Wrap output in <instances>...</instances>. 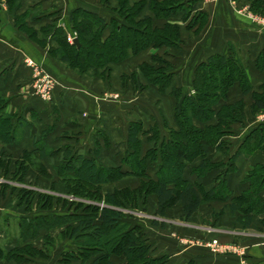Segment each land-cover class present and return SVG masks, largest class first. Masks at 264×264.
<instances>
[{"label":"trees","instance_id":"trees-1","mask_svg":"<svg viewBox=\"0 0 264 264\" xmlns=\"http://www.w3.org/2000/svg\"><path fill=\"white\" fill-rule=\"evenodd\" d=\"M22 1L6 0L8 13L14 16L15 26L19 30L21 27L18 21L27 18L24 17V13H17ZM117 3L116 14L109 22L93 10L76 8L70 12L67 24L72 32H76L79 45L70 44L64 28L57 27L55 22L38 29L43 36L50 34L57 43V47L48 48L49 55L69 68L86 74L88 69L98 71L103 66L139 53L151 44L167 46L177 44L175 39L178 37L177 25L167 22L159 27L153 26V21L154 17L169 19L179 11L186 12L185 9L188 10V7L181 1L139 0L131 4L129 0H117ZM33 7L31 9H34ZM250 7L253 10H262L264 0H251ZM145 8L153 11V17L138 15ZM31 14L33 21L44 17L42 11L32 13L31 10ZM24 22H21V26L29 28L27 21ZM38 30L33 28V32L28 36L35 38ZM106 30L108 34L104 37ZM235 55L234 51L227 56L212 55L197 66L193 87L197 90L198 96L181 94V101L186 102L188 106L181 109L176 107L175 116L178 114L181 117L179 129L172 130L171 136L166 140L153 141V145L144 156H139L140 140L136 134L143 129L139 121L130 124L125 154L118 163L108 169L98 164L92 155L73 152L71 154L67 151L60 171L61 178L64 184L70 186V189L77 194L84 193L82 187L85 183L101 185L125 176L141 177L140 184L135 188L123 187L107 193L103 196L104 205H88L89 207H83L84 211L79 213H63L51 217L40 215L38 218L22 217L19 221L21 235L25 236L22 237L24 239L22 242L34 237L38 228L66 225L67 229H71V234L80 240L78 249L64 253L69 259H80L82 264L88 260H90L88 264H166L168 260L165 257L153 258L148 255L149 244L144 231L140 228L142 226L129 225V222L124 221L120 208L140 206L146 209L149 197L155 195V214L164 216L167 209L180 204L182 218L188 220L204 202L226 201L230 198L229 190L219 176L210 190H205L199 178L218 166L213 164L209 157L208 147L215 150L225 148L223 137L230 134V123L244 121L242 101L223 104L217 111V121L207 124L204 129L188 128L185 123L190 124V118L193 116L198 119H209L214 112L212 107L217 103L218 98H226L229 85L236 81L241 84L242 93L248 94L252 86L241 63L232 60ZM149 66L147 63L141 66L146 80L157 83L161 90L170 87L171 73L165 70L169 66L153 70ZM148 69L155 72L158 81L150 76ZM172 92L177 95L176 88H172ZM5 104H0L1 112ZM251 106L254 112L264 111V95H256ZM1 112L0 141L12 143L16 137L13 132L15 118ZM263 130L258 126L250 136L254 135L258 141L264 136ZM27 151L25 156L33 152ZM192 162L194 165L187 172L188 165ZM195 162L199 163L195 164ZM23 164L21 163L19 168H23ZM259 173L261 170L256 167L249 173L250 186L246 192L232 199L233 210L239 209L243 213L250 214L264 211V197L260 195L264 186ZM190 174H196V180L191 181L188 178ZM75 203L82 207L81 203ZM28 231L30 234L27 233ZM22 242L18 249L11 250L5 255L0 249V257L21 263L27 261L29 255L32 257L41 255L42 252L30 243L22 244Z\"/></svg>","mask_w":264,"mask_h":264},{"label":"crops","instance_id":"crops-1","mask_svg":"<svg viewBox=\"0 0 264 264\" xmlns=\"http://www.w3.org/2000/svg\"><path fill=\"white\" fill-rule=\"evenodd\" d=\"M50 1L51 3L49 0H23L17 13L21 14L29 7L39 4L43 9L44 17L33 21L31 20L32 14H30L27 22L30 27L40 29L52 22H55L57 27H63V24L67 23L70 12L76 8L93 10L106 22H109L115 16V12L111 8L117 6L116 0H111L109 4H103L101 0ZM129 1L133 4L138 0ZM180 1L187 2L188 10L186 12L179 11L169 20L179 25L181 38L185 40L183 49L186 50H183L182 53L189 55L183 58L186 60L187 67L193 66L192 70H194L200 62L207 60L212 55L227 56L231 53L229 49V45H231L252 82L264 83V71L258 68L262 63L264 65V29L260 30L254 27L244 15H235L227 0ZM0 6V96L8 97L9 93L13 91L7 102L6 110L17 116L14 119L13 131L16 137L10 148L14 151L20 150V152L23 150L33 151V155L40 156L44 161L49 159V163L54 165L62 160L67 151H70L69 147H74L78 154H89L83 141L90 133V135L95 134L96 122L100 123L103 118L111 121L117 120L114 123V128L109 130L112 137L114 135L125 137L123 134L127 132L126 121L131 122L134 117L129 116L134 109V99L129 98L119 106L116 103L103 102L100 95V80L99 86L95 83L92 85L86 80L83 81L82 78L77 76L75 78L63 73L60 68L64 69L63 64L52 59L47 53L48 47H57V43L47 37V46L44 49L33 38L15 26V18L7 13L3 0H0ZM143 10L145 11L141 13L140 17L150 15L148 8ZM193 17L197 20L201 17L208 18L204 27L200 28L199 34L194 33L198 25L186 29V25L192 21ZM164 22L166 20H159L160 25ZM107 34L108 30L104 32V37ZM200 42L204 43L200 44ZM149 53L150 49L141 53L140 63L148 57L146 54ZM176 54L177 50L172 55ZM144 55L146 56L144 57ZM27 60L33 61L37 67L44 63L56 71V74L61 75L60 77L64 76L63 81L58 79L50 99H42L34 93L31 84L34 79V76H31L33 67L29 66ZM140 78L144 81L142 77ZM97 86L98 88L95 90ZM229 93V97H235V95L243 96L244 99L247 97L239 90ZM159 96L157 94L155 98L159 99ZM138 108L141 109L136 110L141 113L138 118H143L142 114L145 111L141 106ZM143 115L148 117L150 114L147 115L145 112ZM17 118H19L18 122ZM118 119L121 120V128L117 127ZM246 123L231 127L230 134L223 137L225 141L223 154H217L215 149L208 147L207 152L211 160L220 163L199 178L205 190H210L215 185V179L219 176L225 182L230 198L226 201L204 202L188 220L182 218V208L180 204H177L167 209L164 220L176 224L171 225V231L177 236V245H181V242L188 239L194 242L198 240L202 243L216 241L223 245H238L244 251L243 258L247 264H264V211L250 214L243 213L239 209L233 210L231 207L232 199L248 190L250 186L249 173L253 168L261 170L259 174L264 186V152L261 151L264 145L258 142L254 135L250 136L258 126L264 129V120L254 124ZM143 128L147 127L144 125ZM122 129L124 130L122 131ZM151 145L150 143L147 149ZM85 150L86 152H84ZM54 155L62 156L59 160L57 159L58 161L52 162ZM198 163L195 162V164ZM192 165L189 166L187 172ZM149 173L152 174L151 171ZM188 178L194 181L197 175L190 174ZM260 195L264 197V189ZM149 198L153 204L152 210L155 211L156 196L151 195ZM150 228H144L147 240L150 239V230L152 229ZM162 230L167 233L165 231L168 229ZM154 233L158 234L157 231ZM154 240L151 241L156 248L158 243L156 244ZM201 242L191 245L187 249L177 247V256L180 258L178 264H240L242 259L240 255L234 253L215 254L204 247ZM160 250L164 252L166 248L162 247ZM112 259L117 260L115 257ZM58 261L61 262L59 259ZM58 261L56 260L54 264H59Z\"/></svg>","mask_w":264,"mask_h":264},{"label":"rangeland","instance_id":"rangeland-1","mask_svg":"<svg viewBox=\"0 0 264 264\" xmlns=\"http://www.w3.org/2000/svg\"><path fill=\"white\" fill-rule=\"evenodd\" d=\"M3 1L6 4V0ZM110 1L111 0H101L103 4H109ZM227 1L230 2L231 11L235 15H244L245 18L250 20L254 27H257L260 30L264 29V7H262V10L251 9V0ZM49 3H51L50 0ZM182 3L184 6H187V2ZM117 7L118 3L117 6L111 8V10L116 12ZM33 8L34 9H31V7H29V9L23 12L24 17L28 18V16L31 14V10L32 13L38 11L43 12V9L41 6H39V4H35ZM6 10L8 13L7 4ZM143 11L145 10H142V12ZM142 12H140L138 15H140ZM148 13L150 14L149 16H152L154 14L153 11L149 8ZM25 19L19 20L18 25H20V29L24 34L30 35L33 32V27H30L28 25L29 22H26L29 28L21 26V22L23 23L24 21H27ZM207 19L208 18L201 17L199 20H197L193 17L192 21L186 25V29H190L193 28L194 25H198L194 33L199 34L200 28L204 27ZM156 20L157 19L154 17L153 26L162 27V25L167 22L177 25L178 37L175 38L177 40L176 45L173 44L172 46H167L151 44L150 47L142 49L141 51H139V53L135 55H129L127 58L119 62L110 63L107 66H103L99 68L98 71L88 69V71H86V74H82L81 71H78L76 69L69 68L67 65L51 56L52 59H55L63 64L62 66L64 67V69L60 67L61 71H63V73L65 74L67 73V75L69 74L75 78L77 76L84 79L83 81L86 80L87 83H90L92 85H94L93 83L98 85L100 80V95L103 102H106L107 104L116 103V105L119 106L129 98L134 99V109L131 112V115H129L131 116V118L133 116L134 117L131 122H128V120L126 121L127 134H123L125 135V137L121 135H114L112 137L109 134V130L111 131L112 128H114V123H116L117 120L111 121L110 119L103 118L101 119L100 123L96 122L95 134L90 135V133L83 141L84 147L86 146V149L89 150V155L94 156L96 162L107 169L114 164L115 160L116 163H118L119 159L123 156V154H125L128 145V131L130 124L133 121H139L141 122L142 127L144 125L147 127L145 129L143 128L142 131L136 134L138 136V139L140 140V152L138 151L139 156L142 157L149 149H147V147L150 145V143L153 145V141L158 142L162 139L166 140L167 137L171 136L172 130L179 129V119L181 117H179L178 114L176 115L177 117L175 116L176 107H179L181 109V107L188 106L186 102H184L183 100L181 101V97L186 94L198 96L197 90L193 87L195 71L197 66L200 63L205 62L206 60L200 62L194 70H192L193 66L191 67L190 64H188L190 67H187L186 60H184L183 58H185L188 54L182 53V51L186 49H183L185 40L181 38L179 25L176 22H171L169 19H158V21ZM159 20H166V22L160 25ZM228 24L229 22L227 21V25ZM63 28L66 31V34H76V32H72L70 30V27L67 23L63 24ZM37 33L35 38L33 39L38 43V45L46 49V39L47 37H50V34L43 36L41 31ZM165 35L168 36V34ZM201 43L204 42H200V44ZM50 47L51 46H49L48 48ZM148 49H150V53L146 54L148 55V57L140 63L141 60L139 59L141 58V53H144ZM229 49L231 51L230 54H232L233 47L231 45H229ZM176 50L177 54L172 55ZM234 53L236 54V57L233 56L232 60L238 61L240 63L238 54L236 52ZM146 55H144V57ZM27 61L29 66H34L33 64L29 63V60ZM145 63L150 65L149 67L151 70L164 68V66L168 65L169 67H167L165 70L171 73L170 87L168 86L167 88L161 90L157 83L148 82L141 69V66ZM39 67L43 71H46V73H48L54 80V88L59 80H64V76L60 77L61 75L59 76L58 74H56V71L52 70L44 63H41ZM258 68L259 70L261 69L262 71H264L263 63ZM150 69H148V73L152 78H155L156 81H158L155 72L151 71ZM31 76L33 77L34 74H32ZM140 77H142L145 82L142 81ZM247 80L252 87L248 92V95L246 94L247 97L245 99L240 95L229 97V92L233 90H239L241 93L243 91L241 84L237 83L236 81L235 83L229 85L228 95L226 98H218L217 103L212 107L214 109V112L209 119H198L197 117L194 118L193 116L190 118V124L186 122L185 125H187L188 128L204 129L207 124H211V122L214 123L217 121V111L223 104H232L236 101H242L243 103L244 121H233L232 123H230L231 127L241 126L246 122V124H254L256 122L264 120V111L254 112L251 106L256 95H264V83L258 84L257 82H252V79L248 74ZM34 83L35 80L33 79L31 83L33 91ZM98 86L95 90H97ZM172 88L177 89V95L172 92ZM12 92L13 91L9 93L8 97L0 96V104L3 105V103H6L4 107L1 106L3 109L2 112H0L4 114H10L14 118H16L17 116L15 114L13 115L6 110L7 102L9 101ZM34 93L36 92L34 91ZM157 94L160 95L159 99L155 98ZM140 106L144 109L147 115L150 114L148 115V117L143 115L145 114V112H143V118H138L140 117L141 113L136 112V110L139 109L138 107ZM121 124V120L118 119L117 127L121 128ZM123 130L124 129H122V131ZM258 142L263 143L264 145V136H262L258 140ZM12 143L2 140L0 141V249L3 251L4 255L9 251L11 252V250L14 251L18 249L20 247V243L22 242V237H25L24 235H21L19 227V221L22 219V217L28 216L30 218H38L40 215L51 217L63 213H79L80 211H84L83 207H89L88 205H104L103 196L107 193H111L112 191L121 189L123 187L135 188L140 184L141 181V177L139 176H125L101 185H97L96 183H85V185L82 187V189H84V193L77 194L70 189V186L67 187V185L64 184L63 179L61 178L62 175L60 171L62 170V163L65 156H63L62 160H60L59 162L51 165L49 163V159L47 161H44V159L40 158V156L33 155V153H29L28 151L27 152L29 154H26L25 156L24 154L26 150H23L21 152L20 150L14 151L12 148H10V146H12ZM69 150L70 153H77L74 147H69ZM261 151L264 152V146ZM84 152H86V150ZM224 152V147H222V149H216L217 154H223ZM61 156L62 155H54L51 161L55 162L57 159L59 160ZM23 160H25V162ZM20 162L24 163L23 168H19V166L21 165ZM219 163V161H214L213 164ZM192 164L194 165L193 162ZM192 164H189L188 167ZM75 202L81 203L82 207L78 206ZM120 209L121 213L123 214V220L129 222V225H140L142 226L140 228L143 231L144 228L146 229V227L152 228H150V239L148 238L147 240L149 244L148 255L153 258L165 257L168 260L166 264L179 263L178 260L180 258H178L177 256V247L187 249L191 245L201 242L198 240H195L194 242L188 239L181 242V245H177V236L172 234L174 232L171 231V225H174L175 223H172L171 221L165 222V215L160 216L155 214L154 210H152L153 204L150 198L147 201L146 209H143L140 206H126L121 207ZM152 221H156L157 223L154 224ZM72 224L76 223L72 222ZM163 227L168 229L167 231H165L167 233H164V231L162 230L164 229ZM70 231L71 229H67L66 225L53 228H38L36 231V235L34 237L32 236L33 238L30 237L27 242H22V244L30 243L34 248L42 252L41 255H35L33 257L29 255V259L21 263H17L14 260H9L8 258L0 257V264H54L56 260L58 261V259L61 260V264H80V259H69L64 254L65 252H69L76 248L78 249V244L80 242V240H77ZM153 231H157L158 234L154 233ZM27 233H29V231ZM32 233L34 234V231H32ZM153 239H155L154 242L156 244L158 243V246H156V248L153 246L154 243L151 241ZM201 244L204 247H207L205 243L201 242ZM162 247L166 248V251L162 252L160 250L162 249ZM233 247L237 249L238 253H222L220 251L214 252L209 247H207V249L215 254L234 253L239 255V253L243 251V249L238 245H233ZM88 261L84 262L83 264H88Z\"/></svg>","mask_w":264,"mask_h":264},{"label":"built area","instance_id":"built-area-1","mask_svg":"<svg viewBox=\"0 0 264 264\" xmlns=\"http://www.w3.org/2000/svg\"><path fill=\"white\" fill-rule=\"evenodd\" d=\"M76 38L75 33H67V41L70 44L74 43V39ZM30 64H33V74H34V91L36 94H38L42 99H49L51 96V93L54 89V80L50 77L46 71H43L40 69V67H37L36 64H34L33 61L29 60ZM205 245L209 247L214 252H222V253H228V252H237V249L233 247V245H223L219 244L216 241H209L206 242ZM238 253V252H237ZM239 255L242 257L240 260V264H247L244 257V251L240 252Z\"/></svg>","mask_w":264,"mask_h":264},{"label":"water","instance_id":"water-1","mask_svg":"<svg viewBox=\"0 0 264 264\" xmlns=\"http://www.w3.org/2000/svg\"><path fill=\"white\" fill-rule=\"evenodd\" d=\"M0 12H1V6H0ZM74 43L77 44V45H79V41H78L77 38L74 39Z\"/></svg>","mask_w":264,"mask_h":264}]
</instances>
